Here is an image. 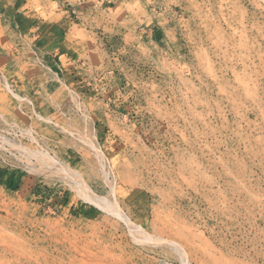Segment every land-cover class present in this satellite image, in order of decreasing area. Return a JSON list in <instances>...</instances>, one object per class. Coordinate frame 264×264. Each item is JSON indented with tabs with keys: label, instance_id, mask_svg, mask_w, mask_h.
<instances>
[{
	"label": "rangeland",
	"instance_id": "374dc122",
	"mask_svg": "<svg viewBox=\"0 0 264 264\" xmlns=\"http://www.w3.org/2000/svg\"><path fill=\"white\" fill-rule=\"evenodd\" d=\"M0 264H264V0H0Z\"/></svg>",
	"mask_w": 264,
	"mask_h": 264
},
{
	"label": "bare ground",
	"instance_id": "6f19581e",
	"mask_svg": "<svg viewBox=\"0 0 264 264\" xmlns=\"http://www.w3.org/2000/svg\"><path fill=\"white\" fill-rule=\"evenodd\" d=\"M43 156H44V155H43ZM83 193H84V192H83ZM83 195H84V197H85L86 199H90V197H89L86 193H84ZM98 201H99V203L97 202V204L100 205V206L102 205V208L107 209V210L113 212V214H114L115 216L121 218L122 220H125V219H126V218L124 217V215L122 214V212L119 210V208H118L116 205L111 204V203H108V202H107L106 200H104V199H100V200H98ZM125 221H127V220H125ZM135 228H137V227H135ZM136 231H138L139 233L144 234L143 237H144V239H146V240H153V239H154L153 236L149 235V234L146 233V232H143L140 228H137ZM152 237H153V238H152Z\"/></svg>",
	"mask_w": 264,
	"mask_h": 264
}]
</instances>
